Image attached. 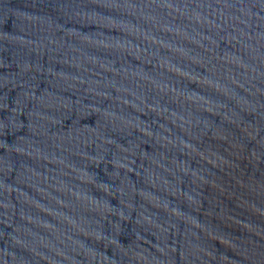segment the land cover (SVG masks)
<instances>
[{
  "label": "water",
  "instance_id": "obj_1",
  "mask_svg": "<svg viewBox=\"0 0 264 264\" xmlns=\"http://www.w3.org/2000/svg\"><path fill=\"white\" fill-rule=\"evenodd\" d=\"M0 264H264V0H0Z\"/></svg>",
  "mask_w": 264,
  "mask_h": 264
}]
</instances>
